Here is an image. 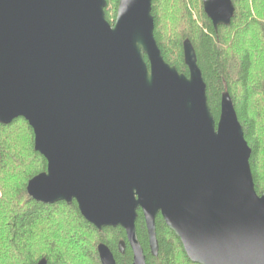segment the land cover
<instances>
[{"label": "water", "instance_id": "water-1", "mask_svg": "<svg viewBox=\"0 0 264 264\" xmlns=\"http://www.w3.org/2000/svg\"><path fill=\"white\" fill-rule=\"evenodd\" d=\"M152 6L120 0L112 25L107 0H0V124L25 119L47 161L28 195L122 228L132 264H147L139 210L154 257L161 215L194 264H264V194L234 102L223 93L217 122L192 42L187 76L164 59ZM203 7L216 31L236 13L232 0ZM98 254L117 264L106 244Z\"/></svg>", "mask_w": 264, "mask_h": 264}, {"label": "trees", "instance_id": "trees-1", "mask_svg": "<svg viewBox=\"0 0 264 264\" xmlns=\"http://www.w3.org/2000/svg\"><path fill=\"white\" fill-rule=\"evenodd\" d=\"M107 1L106 17L113 25L120 0ZM152 1L155 38L164 59L188 76L183 43L192 42L217 122L222 95L230 94L252 149L250 166L256 191L263 195L264 20H259V10L251 11L250 0H232L236 13L231 25L216 31L205 14L204 0ZM261 1L264 4V0H256V7ZM46 170L47 161L35 151V134L29 123L20 118L10 125L0 124V264H38L43 258L49 264H102L100 244L111 249L117 264H132L131 248L124 255L118 250L119 243L126 240L122 228L100 232L84 219L76 202L43 204L28 195L30 180ZM156 225L158 257L151 255L139 210L136 226L147 264H194L161 215Z\"/></svg>", "mask_w": 264, "mask_h": 264}, {"label": "rangeland", "instance_id": "rangeland-1", "mask_svg": "<svg viewBox=\"0 0 264 264\" xmlns=\"http://www.w3.org/2000/svg\"><path fill=\"white\" fill-rule=\"evenodd\" d=\"M261 2H258V6L256 7V0H250V9L252 12H254V14L259 10V14L257 15L259 17V20H264V10L262 9L264 7V4ZM256 11V12H255ZM113 23V21H111ZM261 65H259L258 67H260Z\"/></svg>", "mask_w": 264, "mask_h": 264}, {"label": "flooded vegetation", "instance_id": "flooded-vegetation-1", "mask_svg": "<svg viewBox=\"0 0 264 264\" xmlns=\"http://www.w3.org/2000/svg\"><path fill=\"white\" fill-rule=\"evenodd\" d=\"M141 211V210H140Z\"/></svg>", "mask_w": 264, "mask_h": 264}]
</instances>
